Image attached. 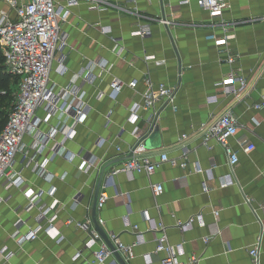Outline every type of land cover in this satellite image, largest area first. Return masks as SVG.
<instances>
[{
    "label": "crops",
    "instance_id": "obj_1",
    "mask_svg": "<svg viewBox=\"0 0 264 264\" xmlns=\"http://www.w3.org/2000/svg\"><path fill=\"white\" fill-rule=\"evenodd\" d=\"M94 2L103 8H90ZM71 12L61 24L67 35L66 69L59 73L53 67L50 79L58 87L80 69L85 72L86 67L91 68L94 80L82 85L89 107L87 118L76 125L65 146L74 153H92L97 163L82 166L78 155L71 159L51 156V141L37 152L28 147L31 136H23V149L15 154L13 168L20 170L27 185L44 190L39 202L56 198L58 205L53 217L36 220V209L24 207L27 199L21 189L0 184V249L11 252L8 258L0 259V264H117L113 255L103 262H93L91 249L100 239L87 247L89 231L77 223L90 216L97 171L115 157L127 154L128 147L148 127V110L142 107L137 109L134 121L129 118L130 109L141 100L144 74L154 83L174 86L175 93L155 121L158 132L151 143L159 142L161 150L149 152L152 150L145 148L143 154L156 160L160 152H166L177 161L161 162L149 174L117 172L112 177L109 170L115 163L107 166L99 190L104 188L108 197L95 208L97 223L106 234L116 232L127 244L134 241L127 220L143 232L144 240L132 245L126 264H156V257L151 262L142 257L154 247L153 235L147 230L152 221L165 225L170 242H182L181 259L195 255L196 264H252L247 249L259 226L244 196L254 206L264 203V107L252 105L264 96V0H228L216 17L195 0L184 4L176 0H135L134 4L126 0H79ZM143 21L150 23L149 34H130ZM224 33L233 34L225 45L216 44L209 36L216 38ZM116 36L121 37L118 43L113 41ZM225 47L236 54L232 64L223 60L221 49ZM100 60L106 63L89 65ZM233 70L249 80L247 90L237 95L232 91L237 82L217 84ZM112 78L123 83L115 97L108 93ZM133 78L137 81L134 88L126 84ZM225 109L236 117V136L246 137L254 146L249 151L238 150L235 182L221 186L228 170L226 156L216 140L204 141L200 123ZM41 126L46 128L47 123ZM229 143L238 147L234 137ZM32 156L47 159L49 175L39 176L32 170ZM182 158L184 166L180 165ZM211 160L215 164L212 176L207 178L203 169ZM195 161L201 171L195 170ZM181 175L183 181L175 180ZM204 179L208 190H203ZM155 182L163 187L158 194L153 192ZM52 187L55 191L50 195L47 191ZM198 212L201 222L195 220L186 229L174 225L176 219ZM17 220H21L18 225ZM38 224L34 239L17 243L11 237L16 228L25 232ZM212 229H217L216 234L203 241ZM259 259L264 264V237Z\"/></svg>",
    "mask_w": 264,
    "mask_h": 264
},
{
    "label": "built area",
    "instance_id": "obj_2",
    "mask_svg": "<svg viewBox=\"0 0 264 264\" xmlns=\"http://www.w3.org/2000/svg\"><path fill=\"white\" fill-rule=\"evenodd\" d=\"M79 0H0V52L5 71L16 79V93L13 100V106L9 111L7 120L0 130V184L4 187L11 185L21 189L27 202L24 205L26 209L35 208V219L42 217H53L54 210L58 205V200L53 198L49 203L39 202V198L44 192L40 188H32L27 185L20 174V170L13 168L15 154L23 149V136L29 134L31 141L28 147L40 152L43 147L52 142L51 156L56 154L62 155L67 159L74 156H80L83 165H94L97 163L96 157L92 153H74L69 151L65 146V140L72 137L76 130V125L82 123L88 114V104L85 101L84 82L91 83L94 76L91 74V68L80 69L74 74V77L66 84L56 86L50 79V72L54 69L63 73L66 69L65 61L67 57V35L62 29L64 22L71 15V8ZM129 3L135 0H126ZM180 4L189 2V0H176ZM203 9H206L213 17L219 16L227 6L228 0H195ZM93 9L103 8L98 2L91 3L89 6ZM264 18V16H263ZM150 23L148 21L138 22L130 34L141 37L149 34ZM214 42L218 45H225L233 36L231 33H224L220 37H214ZM121 40L120 36L113 37L117 43ZM120 51L122 45H120ZM223 60L232 64L235 61L236 54L228 48H222ZM156 61V60H155ZM158 62V61H156ZM55 63V66L53 64ZM105 60L90 63L89 65L99 64L103 66ZM143 85L141 100L136 102L130 109L129 118L134 121L137 117V109L142 107L148 110L146 121L148 127L153 126L159 115L161 108L172 102L175 89L174 86H168L163 83H154L151 78L144 74L141 78ZM235 94L243 93L249 87V80L238 73L236 70L217 81V84L233 85ZM136 79L129 80L126 84L134 88ZM122 81L112 78L108 82V93L115 97L120 88ZM230 89V88H229ZM102 91L98 92L101 95ZM254 107H264V96L260 97L252 104ZM51 119L55 120L54 123ZM42 123H47L46 128H42ZM200 128L204 133V141L209 138L216 140L223 148L226 156L227 173L220 182L221 186L234 183V169L238 161V150L249 151L253 148V143L246 137L236 136L237 121L236 117L229 109L218 113L207 121L200 123ZM182 137L185 134L181 135ZM234 137L238 147L235 149L229 143V138ZM145 147L139 138L127 149L131 156L112 165L109 170V177L117 172L132 174L133 172L151 173L156 166L164 161L169 160L175 163L177 160L167 156L166 152H160L156 160H151L146 154H143ZM46 160L36 159L33 156L29 158L32 170L39 176L49 175L46 169ZM185 159L182 158L180 165H185ZM214 161L211 160L209 167L203 169L207 178L212 176V167ZM196 171H201L197 161L194 162ZM99 169V168H98ZM175 180H184L183 175ZM203 190L209 187L204 179L202 181ZM160 182L153 183V192L158 194L162 191ZM55 188L52 187L47 192L53 195ZM108 197L104 188L97 193L96 207L100 208L105 199ZM74 200H77L76 194ZM3 197L0 195V201ZM245 202L250 206L259 229L255 236L253 244L247 249L251 257L252 264H261L259 259V246L264 237V203L252 205L250 199L244 196ZM50 213V215H49ZM201 214L192 213L185 219H176L174 225L179 229H186L192 226L196 220L201 222ZM101 218L98 222H101ZM21 220H17L18 225ZM81 228L89 231L85 245L92 247L97 239H100L97 247L91 249L93 262H103L112 255L111 249L99 237V234L92 227L90 216L77 223ZM126 225L134 233V241L131 244L122 242L118 233L109 231L107 236L112 242L115 249L120 253L123 259H128L132 255V245L141 243L143 232L138 229L137 224L128 223ZM40 225L29 227L25 232H20L16 228L11 237L17 243L34 239ZM153 235L154 247L142 253L146 262H151L156 257V264H196L198 257L190 255L186 259H181L180 254L183 251L182 242H170L165 232V225L161 222L152 221L147 227ZM217 232L212 229L208 234L203 236V241H208ZM0 249V259H6L11 252ZM160 255V256H159Z\"/></svg>",
    "mask_w": 264,
    "mask_h": 264
},
{
    "label": "water",
    "instance_id": "obj_3",
    "mask_svg": "<svg viewBox=\"0 0 264 264\" xmlns=\"http://www.w3.org/2000/svg\"><path fill=\"white\" fill-rule=\"evenodd\" d=\"M157 132H158L157 124H154L153 126L147 127L145 132L139 138V140H142V143L146 149L152 150L149 152H155V151L161 150V149H159L160 148L159 142H155L154 144L151 143V138L153 139L157 135ZM130 156H131V154L127 153L125 155L115 157L114 159H112L111 161L106 163L104 166H102L97 171V179H96V183H95L94 199H93V203H92L91 210H90V216L92 217V222H93V229H95L97 231V233L99 234V237L111 249L112 255L114 256V259L116 260L117 264H126V262L123 259V257L120 255V253L115 249L112 242L109 240L106 232L102 229V227L96 221V218H95L96 199H97V193H98L100 183H101L102 178H103V173H104L105 168L107 166H109L110 164L124 160Z\"/></svg>",
    "mask_w": 264,
    "mask_h": 264
},
{
    "label": "trees",
    "instance_id": "obj_4",
    "mask_svg": "<svg viewBox=\"0 0 264 264\" xmlns=\"http://www.w3.org/2000/svg\"><path fill=\"white\" fill-rule=\"evenodd\" d=\"M2 60H3L2 54L0 52V130L4 126V124L7 120L9 111L11 110V108L13 106V102L11 105H9L10 99H12V97H11V91H12L11 86H14V92H15V89L17 88L16 79L13 78L11 75H9L5 71ZM14 92H13V96H14ZM13 99H14V97H13ZM9 106H10V109L8 111Z\"/></svg>",
    "mask_w": 264,
    "mask_h": 264
},
{
    "label": "rangeland",
    "instance_id": "obj_5",
    "mask_svg": "<svg viewBox=\"0 0 264 264\" xmlns=\"http://www.w3.org/2000/svg\"><path fill=\"white\" fill-rule=\"evenodd\" d=\"M11 88H12V91H11V97H12V99H10L9 105L12 104V102L14 100L13 97L15 96V93H16V89H15V92H14V86H11ZM13 92H14V96H13ZM9 109H10V106L8 107V111H9Z\"/></svg>",
    "mask_w": 264,
    "mask_h": 264
}]
</instances>
